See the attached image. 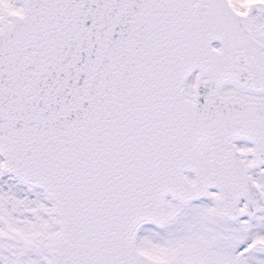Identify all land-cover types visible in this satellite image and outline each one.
Returning a JSON list of instances; mask_svg holds the SVG:
<instances>
[{
	"label": "snow or ice",
	"instance_id": "snow-or-ice-1",
	"mask_svg": "<svg viewBox=\"0 0 264 264\" xmlns=\"http://www.w3.org/2000/svg\"><path fill=\"white\" fill-rule=\"evenodd\" d=\"M0 264H264V0H0Z\"/></svg>",
	"mask_w": 264,
	"mask_h": 264
}]
</instances>
